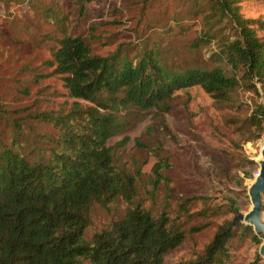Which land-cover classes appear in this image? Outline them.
I'll return each instance as SVG.
<instances>
[{
	"label": "trees",
	"instance_id": "1",
	"mask_svg": "<svg viewBox=\"0 0 264 264\" xmlns=\"http://www.w3.org/2000/svg\"><path fill=\"white\" fill-rule=\"evenodd\" d=\"M89 1L78 0V17ZM236 1L188 0V15L206 13L203 28L190 42L191 53L209 48L204 64L191 68L163 61L154 45L132 59L118 53L96 56L85 33L62 11L32 10L36 25L41 20L59 35L49 50L51 59L42 66L53 68L50 75L61 77L71 98L90 106L42 113L39 119L51 131L40 136L38 147L0 138V264H164V257L183 243L180 219L133 206L141 175L117 169L106 144L130 127L129 109H167L175 92L193 86L223 104L232 103L239 91L255 95L260 103H253L235 133L239 144L262 137L264 22L241 17ZM180 20L173 19L179 29ZM47 77L34 70L27 82L37 85ZM163 162L152 168L155 183L166 168ZM118 201L127 205L124 214L87 240L92 208L107 210ZM189 206L188 200L177 205L181 218L189 219ZM244 229L252 234V227ZM232 237L230 223L220 225L202 254L186 264H225Z\"/></svg>",
	"mask_w": 264,
	"mask_h": 264
},
{
	"label": "rangeland",
	"instance_id": "2",
	"mask_svg": "<svg viewBox=\"0 0 264 264\" xmlns=\"http://www.w3.org/2000/svg\"><path fill=\"white\" fill-rule=\"evenodd\" d=\"M83 6V16L78 17V0L0 2V138L15 137L27 149L38 147L43 142L40 136L51 131L39 119L42 113H64L73 104L90 106L71 98L61 77L50 75L53 68L42 66L51 59L49 50L59 35L41 20L36 25L33 9L62 11L85 33L92 54L99 57L118 53L132 59L154 45L163 61L191 68L203 65L209 54L208 47L200 54L191 53L190 42L203 28L206 13L188 15V0H90ZM233 6L244 19L264 22V0H237ZM176 17L182 19L180 29L173 22ZM48 38L50 43H44ZM34 70L49 77L32 85L27 81ZM253 103L260 100L244 91L237 92L232 103H218L193 86L175 92L167 109H129L130 127L108 140L113 165L141 175L133 206L182 222L185 240L164 257V264L194 262L224 223H230L233 231L225 264H264L261 236L257 241L253 229L252 234L244 229L243 220L236 223L251 210L248 191L264 145V134L255 142L237 143L235 129ZM162 160L166 168L155 183L152 168ZM185 200L190 201L189 219L178 214L177 205ZM261 201L264 223V194ZM126 208L121 201L107 210L94 206L86 239L121 217ZM191 229L199 231L189 233Z\"/></svg>",
	"mask_w": 264,
	"mask_h": 264
},
{
	"label": "water",
	"instance_id": "3",
	"mask_svg": "<svg viewBox=\"0 0 264 264\" xmlns=\"http://www.w3.org/2000/svg\"><path fill=\"white\" fill-rule=\"evenodd\" d=\"M248 194L252 206L251 210L246 216H240L239 219L243 220L246 225L252 227L256 235L261 236L262 245L260 247L259 254L264 258V223L261 220V198L264 194V145L261 149L259 171L254 183L249 188Z\"/></svg>",
	"mask_w": 264,
	"mask_h": 264
}]
</instances>
